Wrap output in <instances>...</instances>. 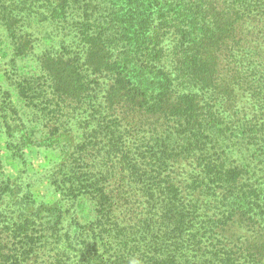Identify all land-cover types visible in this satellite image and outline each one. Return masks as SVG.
Segmentation results:
<instances>
[{"label":"rangeland","instance_id":"rangeland-1","mask_svg":"<svg viewBox=\"0 0 264 264\" xmlns=\"http://www.w3.org/2000/svg\"><path fill=\"white\" fill-rule=\"evenodd\" d=\"M172 1L0 0L16 33L12 37L0 21V253L14 254L28 240L27 233L35 245L24 264H83L80 241L93 238L104 219L91 195L70 197L62 187L69 171L107 176L108 188L125 196L116 199L120 209L112 217L122 227L137 230L152 217L159 226L162 218L149 216L148 198L126 171L124 164L134 160L142 170L159 168L163 180L170 175L185 204L197 202L212 231L199 245V254L187 250L184 261L194 262L218 246L231 249L236 264H264V0H247L249 6L244 7L236 0H219L240 19L219 54L218 81L228 85V92L215 101L202 97L207 99L204 106L211 104L218 112L222 128V139L204 150L184 152L189 133L173 118L146 113L129 102L110 103L112 75L84 64L81 37L87 25L105 40L112 71L125 65L126 70L137 68L145 75L142 67L152 64L173 71V28L158 25L157 14L159 6L165 3L170 8ZM130 4L140 5L135 16L147 22L138 26L140 37L131 31ZM159 52L161 63H156ZM48 65L61 69L51 71ZM59 71L62 78L55 75ZM173 88L174 98L184 91L177 82ZM106 127L115 136L116 148L109 146ZM164 153L167 166L161 164ZM209 156L226 169L241 172L240 190L256 191L249 200L254 208L250 219L239 214L222 224L227 219L222 218L226 201L221 195L192 190L203 170L202 159ZM40 206H50L53 213L38 214ZM240 210L246 213L247 204ZM154 233L145 239L138 232L132 235L129 245L121 247L119 264H153L149 258L157 250L159 232Z\"/></svg>","mask_w":264,"mask_h":264},{"label":"trees","instance_id":"trees-1","mask_svg":"<svg viewBox=\"0 0 264 264\" xmlns=\"http://www.w3.org/2000/svg\"><path fill=\"white\" fill-rule=\"evenodd\" d=\"M246 1L236 0L235 2L239 3L240 7L249 6ZM172 2L175 3L169 4L170 8L166 7L165 3L159 6L157 14L159 15L158 25L163 29L173 28L171 33L175 37V44L172 50V63L175 76H172L173 71L166 70L161 65L157 67L156 64L142 67L141 72L145 75H139L137 68L126 70L125 65L123 70L113 68L115 72L112 71L107 51H105V48H108L105 40L97 30L89 25L90 28L85 26V32H82L81 37L86 48L84 64L92 67L93 71H108L107 73L112 75L114 84L110 89V103L113 99L116 103L129 102L146 113L170 117L181 124L190 137L184 152L191 153L194 150H204L207 145L222 139L219 114L211 104L206 103L207 106H204V101L207 99L203 100L202 97L208 96L209 101H215L214 99L217 100L219 94L228 92V85H223L218 81L219 54L233 37L240 14L231 11L229 5L226 8L222 7L219 0H173ZM130 5L129 10H132V13L127 16L132 20L129 22L132 27L131 31L139 36L138 26L147 25V22H141L142 20L135 16L139 13L137 8L140 5ZM0 7L2 8L1 5ZM144 7L142 4V8ZM1 10V13L5 15L3 14L0 21H4L7 30L12 32V37H15L16 33L12 30L14 22L12 16L3 8ZM244 13L245 9L241 17ZM135 40L140 41L137 38ZM161 51L164 49L162 48ZM161 55L162 52L155 54L156 63H161ZM50 68L51 71L61 69L58 66L48 65V69ZM235 73L237 75V72ZM62 74L60 71L55 72L57 77L62 78ZM148 76L151 77L150 81H148ZM175 82L184 91L176 94L174 98ZM189 88L197 91L191 92ZM119 98H124V100H119ZM105 131L110 134L109 146L116 148L115 142L112 141L115 137L112 135V130L106 127ZM207 152L211 151L208 149ZM167 157H173V155L169 154ZM162 158L161 164L167 166L164 160L165 153ZM121 161V164L126 163L125 159ZM124 165L127 166L126 171L128 170L133 182L139 184L141 194L148 198L149 216H159L162 218V223L158 226L157 218L152 217L151 220L144 221V225L138 226L137 230L133 227H122L119 221L112 217L114 218L115 210L120 209L116 206V199L122 197L125 199V196H120L118 190L108 188L107 176L88 171H69L65 174L66 180L62 187L67 190L70 197H76L79 194L91 195L97 203L100 220L104 219L101 221L104 223H98L100 230L97 234L93 232V238L80 241L82 252L80 258L83 264H119L122 257L121 247L128 246L136 232L143 239L148 234L159 232L157 248H155L157 250L149 258L153 264H183L184 262L185 264H236L235 253L227 247L225 249L218 246L202 252L201 255L195 257L194 262L184 261L185 252L190 250L198 253L199 245L205 238L208 239V234L212 232L210 227L204 224L206 221L202 220L198 212L197 202L191 200L185 204L180 189L175 186L170 175H166V180H163L159 168L142 170L138 162L134 160ZM202 165V173L193 181L195 187L192 190L202 195H205V192L213 196L221 195L226 201L222 218L227 219L222 224L227 225L233 217L239 214L247 216L246 219L249 218V214L254 211L253 203L249 200L256 196V191L251 189L249 193H245L240 190L242 188H238L241 172L237 168L226 169L210 156L202 159ZM245 203L247 204L246 213L240 210ZM43 210L53 213L50 206H40L37 210L38 214ZM220 221L221 218L217 220V222ZM24 226H26L25 223ZM25 236L28 240L14 254L0 253V264H24L34 253L33 235L26 233ZM82 237L80 233L78 238ZM161 246L164 247V251ZM169 247L171 251L166 252L165 249Z\"/></svg>","mask_w":264,"mask_h":264}]
</instances>
